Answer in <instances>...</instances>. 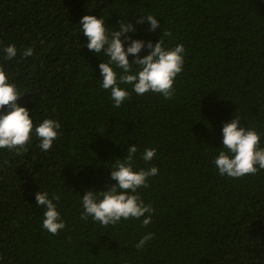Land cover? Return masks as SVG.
I'll return each mask as SVG.
<instances>
[{
  "label": "trees",
  "instance_id": "trees-1",
  "mask_svg": "<svg viewBox=\"0 0 264 264\" xmlns=\"http://www.w3.org/2000/svg\"><path fill=\"white\" fill-rule=\"evenodd\" d=\"M149 14L160 25L155 32L136 23ZM85 15L102 18L109 32L130 22L137 31L128 35L153 45L170 32L164 46L186 50L175 96H138L121 85L130 98L113 107L99 69L108 58L86 47ZM8 45L17 49L12 60ZM27 48L30 57L22 55ZM148 54L145 47L139 55ZM0 67L25 93L18 104L34 126L61 125L50 151L34 131L21 155L0 150V264H264V170L230 179L214 164L222 127L235 115L264 148V0H0ZM133 145L135 171L159 170L139 189L155 210L151 224L81 220L82 196L115 184L111 168ZM146 148L156 149L150 164L141 158ZM38 191L60 198L53 201L66 223L59 235L42 227Z\"/></svg>",
  "mask_w": 264,
  "mask_h": 264
},
{
  "label": "clouds",
  "instance_id": "clouds-1",
  "mask_svg": "<svg viewBox=\"0 0 264 264\" xmlns=\"http://www.w3.org/2000/svg\"><path fill=\"white\" fill-rule=\"evenodd\" d=\"M137 24L148 23L150 32H155L160 27L157 18L149 14L141 16ZM79 25L82 34L87 38L89 51L96 56L103 54L107 62L99 64L101 87L109 90L113 107L119 108L124 101L130 98V93L121 85H131L132 90L143 96L155 93L171 100L175 96V81L182 73L185 64L186 50L183 44L174 48L164 46V37L171 36L164 32L159 42L133 40L128 33H135L137 29L132 23L120 20L118 28L109 32L105 21L97 19L94 15H85ZM125 44L127 48L125 49ZM147 48L149 54L140 57L142 50ZM5 59L12 60L17 56L14 45L3 49ZM34 49L27 48L23 51L24 57L33 55ZM135 57L134 61L128 59ZM133 65L137 71L133 73ZM115 69H119L118 73ZM25 94V93H24ZM14 83H10L8 76L0 67V150L6 149L16 155L28 151V144L34 134L39 141V148L50 151L53 143L60 136L61 125L53 119H44L38 126H34L29 110L21 107L18 100L23 95ZM241 119L236 116L222 127V150L214 159L218 174L230 179H241L247 175H256L264 170V148L260 147V134L254 129L241 127ZM138 148L136 145L127 149L123 160L117 159L111 168L110 178L116 183L107 190L94 192L88 190L82 196V212L80 219L87 222L91 218L93 223L101 227H115L123 219L141 220L142 226L147 228L152 222L154 209L146 205L139 194V189L149 187V179L158 175V169L150 166L146 169L135 171L133 164ZM156 157L155 148H146L141 156L142 160L150 164ZM58 196L49 198L47 192L35 193L36 205L45 209L42 227L51 235H59L66 228L56 204ZM154 236L150 232L143 236L136 244L137 250H142Z\"/></svg>",
  "mask_w": 264,
  "mask_h": 264
}]
</instances>
